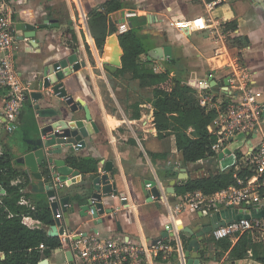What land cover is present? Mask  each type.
Listing matches in <instances>:
<instances>
[{
  "label": "crops",
  "instance_id": "crops-1",
  "mask_svg": "<svg viewBox=\"0 0 264 264\" xmlns=\"http://www.w3.org/2000/svg\"><path fill=\"white\" fill-rule=\"evenodd\" d=\"M108 1L114 2V5H119L120 8L108 12L106 5ZM13 4L14 31L16 24L21 21L34 23L55 18L60 23L59 27L38 32L35 42L26 37L31 31H17V36H25L23 40H18L16 36L14 45L15 67L24 81H31L35 85L36 79L42 75L48 65L60 62L72 54H76L83 64L63 82L69 94L75 99L80 98L85 101L98 127V132H94L87 139L84 148L80 150L70 148L63 158L68 163L70 156L97 157L100 159L98 174L103 173L107 163L111 162L112 170L109 171V175L111 182H116L118 191L117 195L105 199V208L112 207L113 212L99 215L103 221L98 223L91 212L86 213L81 208L87 203L84 198L89 194L92 181L98 174L95 176L83 174L73 167L74 171H78L77 175L69 177L64 182L58 179L54 182L55 185L62 186L58 190L60 197H70L69 225L65 223L64 211L61 208L59 212L62 213V218H57L53 213L55 223L51 226L45 227L41 221L31 216L24 217L25 224L32 228L44 227L48 232L56 225V219H59L61 224L57 225L58 231L64 229V232L74 234L117 238L147 247L158 242L168 246L167 251L160 252L158 256H154L149 251L148 259L144 264H186L182 239L186 237L190 241L193 235L180 228L192 227L196 229L198 235L203 236L202 246H207L203 253L204 258L208 260L205 264H264L255 258L254 248H251L252 254L248 253L242 259L231 258V250L217 255V251L220 252L221 249L217 248L216 241L219 240L211 237L214 229L206 233L199 229L210 222L211 214L214 212L176 211L175 205L183 195L178 196L177 191L167 192L171 180L178 178L182 168H185L184 171L188 173L189 178L199 176V174L195 175L196 172L205 174L206 170L200 167L205 166L206 163L185 164L182 154L177 149L175 135L170 133L164 137L159 136L155 125L153 86L142 85L141 79L134 78L131 70L125 74H117L122 67L124 54L119 26L127 22L128 31H135L147 49L138 56L139 64H146V67L155 73L170 69L184 82L190 83L195 91L197 90L195 83L207 79L214 87L217 98L224 100L225 103L229 99L230 92L228 55L214 54L216 45L209 30L192 31L173 26L175 22L202 15L204 13L202 1L13 0ZM94 10L107 16V29L113 30L108 33L103 49L97 46L89 22V13ZM126 10H135L138 14L125 19L122 12ZM215 15L224 21L226 29L231 32L230 37L244 40L241 47H230L231 53L238 56L242 63L251 69L254 73L252 85L255 90L262 92L264 97V0H223ZM230 22L236 23L235 30L227 27ZM68 30L74 33V38L68 34ZM30 41L34 46L30 45ZM116 45L121 51L120 62L116 64L117 71L110 72L105 69V64L111 63ZM158 47L164 49L161 59H156L149 53ZM46 91L51 90H43ZM6 94V89L0 90V155L4 147H7L17 158L23 153L21 147L26 144L27 133L33 132L36 127L37 115L34 105L37 102L32 98L27 100L33 108L35 117L33 121L28 120L30 112L27 101L15 117H10L3 111ZM38 103L42 106L47 105L44 100ZM139 111V118H136L135 113ZM10 119L16 126L13 132H9L6 128V123ZM208 128L210 131L213 130L212 125ZM255 138L254 134L249 133L236 153L240 151L244 154L250 150L259 141V137ZM151 153L166 154V157H157L153 161ZM217 160L221 169L219 155ZM68 165L71 166L69 163ZM195 165H198L197 169L193 167ZM168 166L173 167L177 175L174 178L161 179L158 170ZM19 169L31 175L26 166L19 165ZM18 182L20 178L13 181L15 184ZM34 182L31 177L30 186L23 191L28 194L23 196L21 202L31 205L41 198L49 202L51 208L47 193L35 191L32 187ZM148 182L155 183L161 193V199L149 200L151 190L146 187ZM45 183L47 184V181ZM181 183H177L176 186ZM168 205L174 209L173 218ZM168 226L172 232L169 231ZM60 236L61 234L58 235ZM210 238H215V244L208 242ZM236 244L232 242V246ZM253 245L257 246L259 255L263 257L260 245ZM69 251L63 246L54 249L50 257L46 258L48 264H66ZM0 256L4 257V254L1 253ZM71 256L82 264L77 253L73 252Z\"/></svg>",
  "mask_w": 264,
  "mask_h": 264
},
{
  "label": "trees",
  "instance_id": "trees-1",
  "mask_svg": "<svg viewBox=\"0 0 264 264\" xmlns=\"http://www.w3.org/2000/svg\"><path fill=\"white\" fill-rule=\"evenodd\" d=\"M107 11L118 10L119 5L108 1ZM90 26L95 36L96 44L100 49L106 42L109 32L107 29V16L99 11L89 13ZM227 27L235 30L237 25L230 22ZM68 34L74 38V33L68 30ZM121 44L124 48L122 57V67L117 74H125L133 71L134 78L141 79L144 86H153V107L155 109V125L159 136L164 137L174 134L178 151L183 156L185 164H195L204 162L206 173L196 177H190L186 182L176 186L177 195H185L194 191H201L206 195L214 194L231 185H237L236 174L241 178L252 175V168H244L240 159L244 155L238 151L237 164L221 170L218 167L217 157L224 147L222 141V127H217L213 131L209 130L217 116L215 110L207 111L202 107L197 99L196 91L190 83L184 82L170 69L164 72L155 73L146 67V64H139L138 56L147 50L135 31H128L120 34ZM244 40L237 37L229 38L230 47H241ZM30 112L28 117L34 120V112L30 102H26ZM139 109V107H137ZM140 111L135 113L139 118ZM192 130L190 131V129ZM153 161L166 157V154L151 153ZM15 153L10 148L3 149L0 155V185L4 192L0 191V264H39L40 261L50 257L52 251L62 246L60 237L50 236L43 228H32L24 222L25 216H31L41 221L45 227L55 223L52 209L49 202L38 199L31 205L21 202L23 196L28 193L23 191L31 184V175L19 169L16 162ZM100 159L94 156L77 158L70 156L68 163L81 171L83 174L93 176L99 173ZM201 164V163H200ZM161 179H170L177 175L173 167L168 166L158 170ZM166 174V175H164ZM20 178V182L13 181ZM184 245L189 242V238L183 237ZM209 243L215 244V238L208 239ZM217 242V255L231 250L230 256L234 259H242L248 254V250L254 248V256L257 260L264 262V256L251 240L244 236L240 241L232 246L229 238L220 239ZM215 251V250H214Z\"/></svg>",
  "mask_w": 264,
  "mask_h": 264
},
{
  "label": "built area",
  "instance_id": "built-area-1",
  "mask_svg": "<svg viewBox=\"0 0 264 264\" xmlns=\"http://www.w3.org/2000/svg\"><path fill=\"white\" fill-rule=\"evenodd\" d=\"M204 13L191 19L178 21L173 26L192 31L209 30L216 45V56L226 54L229 57L227 66L229 99L219 100L214 87L207 79L195 83L199 104L207 111L215 110L217 116L212 122L213 130L217 127L224 129L222 141L224 147L229 146L232 138L240 133L254 134L259 141L250 150L244 152L240 159L244 168H252L250 176L241 178L237 174V185H231L211 195L201 191L187 193L176 203V211H206L216 212L231 206L236 209H249V218L233 219L214 229L216 239L229 238L234 244L247 236L253 244L262 248L264 255V97L262 92L253 87L254 73L242 63L240 58L231 53L229 46L230 30L226 29L224 21L215 15V11L223 0H201ZM14 13L13 0H0V90L6 89V99L3 111L8 116L15 117L35 91L31 81H24L15 67L14 45ZM138 14L135 10H126L124 18L128 19ZM127 22L121 23L119 31H128ZM222 95V94H221ZM224 103V104H223ZM216 126V127H215ZM13 120L6 123L9 132L15 130ZM212 130V131H213ZM255 138V139H256ZM146 187L151 190L153 182ZM151 197L155 198L153 195ZM53 196L50 201H57ZM169 212L174 217V209L170 205ZM62 218V213L56 214ZM172 232V229H169ZM175 230L173 229V232ZM80 236V239L75 237ZM62 246L77 253L79 259L86 264H144L148 252L158 256L166 252L168 246L158 242L151 247L143 244L130 243L117 238L99 235H83L64 232L60 236ZM248 253L252 254L249 249Z\"/></svg>",
  "mask_w": 264,
  "mask_h": 264
},
{
  "label": "water",
  "instance_id": "water-1",
  "mask_svg": "<svg viewBox=\"0 0 264 264\" xmlns=\"http://www.w3.org/2000/svg\"><path fill=\"white\" fill-rule=\"evenodd\" d=\"M124 12L122 14L124 15ZM60 23L57 19H44L39 22L21 21L16 24L14 35L17 36V31L29 30L31 33L26 36L29 40L36 41L38 32L59 27ZM73 28V27H72ZM24 35H18V40H23ZM30 45L34 43L30 41ZM115 52L110 60V64H105V69L110 72L117 71L116 64L120 62L121 51L116 45ZM156 59H161L164 49L158 47L149 52ZM82 62L79 61L76 54H72L60 62L48 65L41 76H38L35 83V91L31 93L32 99L37 102L34 105L37 115L35 129L33 132L27 133L26 144L21 147L23 153L16 158V162L26 166L31 173V177L35 180L32 187L35 191L47 193L48 197L58 196L57 201L51 202V209L54 214L59 212L61 208L64 211V220L66 225H69L70 197H60V184L55 185V180L60 182L66 181L69 177L77 175L78 171L69 166L64 155L70 148L80 150L87 144V139L94 133L98 132V127L92 119L89 107L83 99H75L69 94L63 80L72 74L73 71L80 69ZM213 80V79H212ZM215 83V81H213ZM51 90L43 92V90ZM57 99V100H56ZM44 100L47 105H41L40 101ZM249 133H240L232 138L231 144L219 154V163L221 170H226L237 164L238 156L236 151L242 145L243 140ZM112 170V163H107L103 173L98 174L92 181L90 192L85 196L87 203L81 208L84 212H91V215L101 223L103 219L99 215L104 213L110 214L113 212L112 207L105 208L107 198L117 195V184L111 182L109 171ZM185 168H182L177 179H172L170 186L167 189L169 193H175L177 183H184L189 178ZM184 171V172H183ZM47 181V184L45 183ZM0 191L4 192L0 185ZM151 195L156 199H161V193L158 187L153 182ZM154 198L150 196V201ZM249 209H236L231 206L225 207L211 214L209 223L199 227L200 231L206 233L207 229H215L218 226L224 225L227 221L233 219L249 218ZM59 219H56V225L49 229L50 236H58L64 233V229L58 231L57 225H60ZM170 229V226H168ZM191 233L193 237L184 245L183 253L186 259V264H205L208 262L204 258V251L207 246H202L203 236L198 235L196 229L192 227L180 228ZM199 232V231H198ZM87 235V234H83ZM80 239V236L75 237ZM73 251L67 253L66 264H80L76 258L71 256ZM39 264H48V260L44 259ZM62 264V263H61ZM82 264H86L82 262ZM181 264V263H179Z\"/></svg>",
  "mask_w": 264,
  "mask_h": 264
},
{
  "label": "rangeland",
  "instance_id": "rangeland-1",
  "mask_svg": "<svg viewBox=\"0 0 264 264\" xmlns=\"http://www.w3.org/2000/svg\"><path fill=\"white\" fill-rule=\"evenodd\" d=\"M17 133H19V132H17ZM17 135V134H16ZM12 138H13V136H12ZM198 166V165H197ZM196 165L195 166H193L195 169H197L196 167H197ZM197 174H199V175H203V174H201V172H196L195 173V175H197ZM207 231L208 232H212V229H207ZM211 237H214L213 235L211 236Z\"/></svg>",
  "mask_w": 264,
  "mask_h": 264
},
{
  "label": "bare ground",
  "instance_id": "bare-ground-1",
  "mask_svg": "<svg viewBox=\"0 0 264 264\" xmlns=\"http://www.w3.org/2000/svg\"><path fill=\"white\" fill-rule=\"evenodd\" d=\"M183 256H184V253H183Z\"/></svg>",
  "mask_w": 264,
  "mask_h": 264
}]
</instances>
